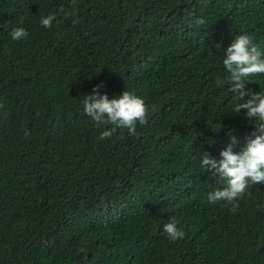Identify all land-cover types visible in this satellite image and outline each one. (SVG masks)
<instances>
[{
    "label": "trees",
    "instance_id": "obj_1",
    "mask_svg": "<svg viewBox=\"0 0 264 264\" xmlns=\"http://www.w3.org/2000/svg\"><path fill=\"white\" fill-rule=\"evenodd\" d=\"M238 34L264 54V0H0V264H264V183L209 202L200 166L259 134L232 111ZM101 83L144 99L134 132L84 114Z\"/></svg>",
    "mask_w": 264,
    "mask_h": 264
},
{
    "label": "clouds",
    "instance_id": "obj_2",
    "mask_svg": "<svg viewBox=\"0 0 264 264\" xmlns=\"http://www.w3.org/2000/svg\"><path fill=\"white\" fill-rule=\"evenodd\" d=\"M54 19L55 16L49 14L42 16L40 23L48 28ZM9 35L16 41L26 38L28 32L23 27H15ZM222 63L229 73V83L236 101L232 111L239 113L241 109L246 110L244 116L255 125L259 134L249 140L239 152L233 150L236 137L230 135L232 143L220 150L219 160L208 152H203L200 166L214 170L225 181L223 187L208 192L209 202L233 201L244 194L250 184L264 183V91L252 92L246 87L252 74H264V54L252 44L248 35L238 34L223 50ZM102 86V83L94 85L90 94L83 95L81 104L84 114L99 125H112L101 133L102 139L110 137L118 128L134 132L135 124L144 123L145 120L144 99L127 89L110 98L107 93L100 91ZM163 231L171 241L184 237V231L177 226L175 220L165 223Z\"/></svg>",
    "mask_w": 264,
    "mask_h": 264
}]
</instances>
